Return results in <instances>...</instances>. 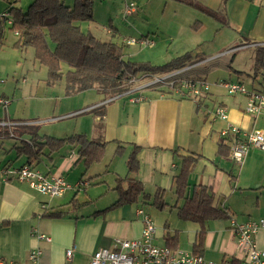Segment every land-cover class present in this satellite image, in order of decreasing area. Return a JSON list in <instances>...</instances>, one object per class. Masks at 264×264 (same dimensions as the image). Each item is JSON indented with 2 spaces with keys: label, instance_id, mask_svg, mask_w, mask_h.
Here are the masks:
<instances>
[{
  "label": "crops",
  "instance_id": "obj_1",
  "mask_svg": "<svg viewBox=\"0 0 264 264\" xmlns=\"http://www.w3.org/2000/svg\"><path fill=\"white\" fill-rule=\"evenodd\" d=\"M67 1V5L72 6L73 1ZM98 1L92 0V20L87 22L91 24L87 26V32L89 29L98 31L100 27L99 33L117 38L123 45L124 59L130 61H135L137 50L142 47L125 44L124 38L150 39L156 36L152 39L158 41L162 37L168 38L180 51L169 61L185 54L190 57L183 68L173 72L176 73L173 77L175 80L197 78L189 72L212 60L208 53L215 48L228 45L227 49L221 51L224 53L219 52L216 56L220 57L236 48H249L255 54L256 47L264 46V0H226L224 12L218 15V19L198 7L219 11L223 0ZM128 2L136 6L133 13L125 12ZM9 5L7 3L4 10ZM211 26L214 33L223 30H227V33L205 47L198 42L195 45L187 42V45L176 46V42L186 37L193 39L192 33L205 32ZM154 45L153 41L151 47ZM160 53L158 48L157 54ZM162 59L152 57L148 63L158 65L159 62H169ZM143 78L135 79L129 89L111 98H105L96 89L66 95L65 84L61 81L64 89L61 87L59 91L64 99L56 110L66 114L49 120L89 114L90 121L73 123L71 132L64 137L85 134L88 139L100 138L106 143L104 155L101 161L86 169L77 148L63 146L52 153L44 149L39 161L30 165L32 168L47 177L61 176L71 185L79 181L88 183L61 196L43 195L25 182L0 181V261L3 264H33L29 253L34 250L39 251L34 264H90L94 252L99 248L112 249L114 240H136L141 237L143 223L136 214L139 207L153 220L154 244L165 246V237L175 236L173 250L193 253L201 225L178 217L177 209L182 200L177 201L173 194L174 177L179 171L181 159L191 155L196 156L197 160L188 178L190 187L204 186L212 196L213 204L227 214V219L209 220L202 225L204 233L199 255L205 261L241 263L232 223L264 220V150L249 146L243 161L237 164L229 157V147L219 131L226 129L228 124L242 131H264V115L256 117L246 113L245 97L228 95L219 86L220 81L239 83L238 79L232 81L223 78L210 82L209 93L193 101L181 99L163 89L148 90L141 83ZM21 82L25 84L26 81L23 79ZM45 84L48 94L55 93L52 91L54 84L47 85L46 81ZM55 99L58 101L59 97ZM219 105L226 109V120L211 119L207 115L208 110ZM100 107L104 115H94L93 110ZM7 109H4L5 112ZM23 120L27 122L18 120L9 125L0 120V150L2 139L9 138L11 141L0 165H27L26 157L19 155L16 147L28 143L31 136L12 133L14 128L34 126L37 136L52 137L38 133L39 122L36 119ZM99 121L103 125L97 130ZM134 146L138 148V170L129 174L126 162ZM118 147L123 148L121 155L116 154ZM127 178L138 180L143 194L149 197L157 189L161 190L167 206L159 209L140 199L136 203L113 207L117 200L116 181ZM122 186L125 188L126 182ZM51 213L60 215H46ZM41 234L47 236L49 241L39 239ZM254 240L257 248L264 252V228L258 230ZM67 250L71 251L70 257L66 256Z\"/></svg>",
  "mask_w": 264,
  "mask_h": 264
},
{
  "label": "trees",
  "instance_id": "obj_2",
  "mask_svg": "<svg viewBox=\"0 0 264 264\" xmlns=\"http://www.w3.org/2000/svg\"><path fill=\"white\" fill-rule=\"evenodd\" d=\"M19 0L8 2L7 12L12 24L9 30L16 33L13 48L26 50L31 47L34 57L46 68L48 85L63 81L65 94L75 95L90 89H96L105 98H111L129 89L132 82L141 77L161 76L181 69L189 61L187 54L175 58L162 65H152L148 62H133L123 57V45L111 40H101L89 32H83L79 23L92 20V0H73L72 6H66L63 0H33L22 11L15 6ZM183 1V0H181ZM223 0L219 11H210L204 7L199 10L218 19L225 9ZM5 32L4 19L0 14V45L3 44ZM254 78L260 69L264 70V46L255 48ZM62 65L66 67L62 69ZM94 115H104L102 107L93 110ZM102 121L96 124L97 130L102 128ZM30 135L28 143L16 147L17 153L26 157L27 165L39 161L43 150L55 152L63 146L77 148L80 159L87 169L101 161L104 155L105 142L100 138L88 139L85 134H74L64 138L39 137L34 126L14 128L12 133ZM138 148L133 147L127 157L129 174L136 173ZM123 148L118 147L116 154L121 155ZM197 157L184 156L181 159L177 175L174 177L173 194L176 200H182L178 207V217L201 225L197 243L193 253H200L204 230L202 225L209 220L227 219V214L213 204V198L204 186L190 187L188 178L195 165ZM126 182V187L122 185ZM117 200L113 207L147 200L146 204L163 209L167 204L163 200V192L156 190L153 196L143 194L141 183L136 179H117ZM75 203H73L74 205ZM48 217L59 216V213L46 214ZM176 245L175 236L165 237V247L172 249ZM234 264V262L232 263Z\"/></svg>",
  "mask_w": 264,
  "mask_h": 264
},
{
  "label": "built area",
  "instance_id": "obj_3",
  "mask_svg": "<svg viewBox=\"0 0 264 264\" xmlns=\"http://www.w3.org/2000/svg\"><path fill=\"white\" fill-rule=\"evenodd\" d=\"M135 10L136 6L133 2H129L125 6L126 13H133ZM1 16L5 15L1 14ZM123 42L127 45H153V40L148 38H124ZM175 75L176 73L172 72L166 75L152 76L151 81L144 86H151L157 90H167L181 99L193 101L205 97L211 89V85L203 78L175 80L173 78ZM1 82L3 80L0 78ZM219 86L228 95H243L245 97L244 111L246 113L256 117L264 115L263 93L246 90L241 83L226 80L220 81ZM9 103L8 98L0 96V107L6 109ZM207 115L211 119H227L226 109L220 105L209 110ZM219 135L229 147V157L237 164L243 161L249 146L264 150V131L262 129L242 131L238 127L228 124L226 129L219 131ZM9 180L25 182L30 188L49 197L61 196L68 190H78L88 184L85 181H79L71 185L64 181L61 176L52 175L47 177L29 165L21 167L0 165V181L7 182ZM136 214L143 223L141 237L136 240H114L112 249H97L91 258L90 264H229L205 261L201 255L184 253L154 244L155 227L153 220L141 207L136 209ZM232 228L236 236L237 248L241 253V264H264V252L257 248L254 240L258 230L264 228V220H247L239 224L232 223ZM38 238L49 241V238L42 234ZM38 254V250L29 253V259L33 264L36 263ZM70 254L71 251L67 250L66 256L70 257ZM0 264L3 263L0 261Z\"/></svg>",
  "mask_w": 264,
  "mask_h": 264
},
{
  "label": "rangeland",
  "instance_id": "obj_4",
  "mask_svg": "<svg viewBox=\"0 0 264 264\" xmlns=\"http://www.w3.org/2000/svg\"><path fill=\"white\" fill-rule=\"evenodd\" d=\"M11 1L13 0H0V14L5 15L1 16L4 19L5 32L3 44L0 45V78L3 80V82L0 83V96H7L8 100L10 101L9 105L7 106L8 109L6 112L4 110L5 108L0 107V120L1 122L4 121L3 124L9 125L14 124V122L12 121L21 120L22 122H27L23 119H36L39 122L37 130L40 135L52 136L54 138L64 137L71 132L73 123L80 121H83V123H87V121L91 120V116L89 114H80L77 116L62 117L59 118L60 120H49L53 117L55 118L66 114V112H58V110H56V107L60 104V101L64 99L62 97L63 93L59 91L61 87L62 89H64V84L62 82L55 83L54 89L52 90L55 93L48 94L46 89L47 86L45 84L46 68L43 65L39 64V62L35 59L33 48L29 47L26 50L22 51L13 48V43L16 40V36H14L15 32H12L8 29L12 22L9 18L7 8L4 10V8L7 6V3ZM32 1L33 0H19L16 3V6L20 7L22 11H26L28 5ZM72 1L73 0H71V2ZM63 2L65 5H67L68 1L63 0ZM168 14L172 15L171 12H168ZM89 25L91 24L85 22L79 23V26L83 32H87V26ZM124 26L128 28L130 27L129 25ZM100 29L101 28L99 27L98 31H100ZM98 31L89 29L90 33L100 38L101 40H111L120 43L117 38L115 39L108 37L99 33ZM218 33H214L213 27L211 26L207 28L205 32L202 31L199 34L192 33V35H194L195 37L193 39H188L186 37V39L184 38L179 42H176V46L179 47V45L182 44L187 45V42L191 45H195L198 42L201 47H205L208 46L209 43L218 41V39L222 35H225L227 33V30H223L219 34ZM152 38H156V36H151L150 38L156 44L154 45V47L140 46L136 44L137 48H142L137 50L139 52H137V57L133 62H148V59L152 57H156L158 58V60L159 57H162V60L165 59V61H169L171 58L176 56L177 52H180L179 49L175 47V44L173 42H169L168 38L165 39V37H162L160 41ZM227 46L228 45L218 47L210 51L208 53V56L211 55L210 58L212 60L195 68L189 73L193 74L194 77L198 76L197 78L205 79L208 83L223 78H230L232 79V81L238 79L239 83H241L246 90H252L253 88L264 93V70L260 69L255 78L251 76V74L253 75L255 72L254 52L249 48H236L233 52H229L223 56L216 57L219 54L224 53V51H221L223 49H227ZM158 48H160L161 50L160 54H157ZM164 50H166V52H162ZM125 52H127V50ZM162 63H164V61L157 64L159 65ZM62 69L65 70L66 67L62 65ZM23 79L26 81L25 84L21 82ZM150 81L151 77L148 76L144 77L141 83L147 84ZM151 88L153 87L148 86V90H150ZM48 92H50V89H48ZM3 93L6 96L3 95ZM56 96L59 97L58 101H56L55 99ZM8 118H11V120L9 121ZM11 128L7 129L9 130ZM2 140L3 144L2 149L0 150V160H3L1 158L5 156V151L11 146V141L9 138H5ZM68 179H71L70 175H68Z\"/></svg>",
  "mask_w": 264,
  "mask_h": 264
}]
</instances>
